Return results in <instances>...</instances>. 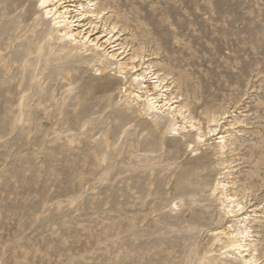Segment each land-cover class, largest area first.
<instances>
[{
    "label": "rangeland",
    "instance_id": "374dc122",
    "mask_svg": "<svg viewBox=\"0 0 264 264\" xmlns=\"http://www.w3.org/2000/svg\"><path fill=\"white\" fill-rule=\"evenodd\" d=\"M95 1L72 43L37 0H0V264H264V0ZM111 26L181 115L114 64L103 87L85 49Z\"/></svg>",
    "mask_w": 264,
    "mask_h": 264
},
{
    "label": "bare ground",
    "instance_id": "6f19581e",
    "mask_svg": "<svg viewBox=\"0 0 264 264\" xmlns=\"http://www.w3.org/2000/svg\"><path fill=\"white\" fill-rule=\"evenodd\" d=\"M90 5H95L94 9H90L88 3H84V0H37L36 7H42L45 10L47 17H53V23L56 27V31L61 38L70 39V42L80 43L79 35L81 34V30H76L74 25H79L78 21H81V17L88 15H95L97 16L102 12L104 6L97 5L95 0H88ZM85 6V8H84ZM88 7V8H87ZM74 17H76L74 19ZM74 22H77L74 24ZM92 24L93 22H86L81 23L79 26H83L85 24ZM113 26L109 28L107 34L100 33V30L95 31L94 33L96 36L92 38L90 41L94 47H88L85 49L90 50L94 57H96L98 61V70L101 77V83L103 87L111 89L117 85L121 84L120 78L116 76H110L108 74L107 68L112 64L115 65L114 73H124L125 70H129L132 72L130 74L131 80H135L137 82L138 90L135 92L132 90H127V94L130 96L136 97L139 101L147 102V105L150 108L161 110L165 107L164 111L167 113L175 111L177 114H182L183 105L177 104L174 106L172 96L166 95L164 85H162L163 78H161L158 74L151 72L150 65L146 64L147 66L142 69L143 63L136 64L134 63V56H130L124 58L119 55L124 53L123 51H119L120 46L118 47L119 43L116 42V38H114L113 34H111ZM91 30H88L86 33V37ZM106 31L103 30V32ZM108 35V36H107ZM83 37V34L80 36ZM105 37V38H104ZM104 38V39H102ZM90 39V37H89ZM83 44V43H82ZM84 45V44H83ZM89 52V53H91ZM118 58V59H117ZM108 59H116L115 63H108ZM124 59L123 61H120ZM141 70V71H140ZM169 96V97H168ZM172 98V99H171ZM172 108V111L169 109ZM183 125L184 123H188L190 128H195L194 124L190 118L183 117ZM213 121H216L215 119ZM214 131V129H210V131ZM206 134L198 135V138L203 137ZM219 139L223 138V135L217 136ZM216 187H220L221 189L225 190L227 188V184L225 182H216ZM221 195L225 198V200L236 202V206L238 210H241V203L237 199H235V193L229 194L223 191ZM237 210V211H238ZM232 210L231 212H233ZM238 222V221H236ZM241 222V221H240ZM233 224L228 225V227H224L223 229L219 230V234L225 235L227 238H233L232 245L237 252L241 253V249L247 250L246 248L250 247L249 242L246 241V236H248V228L240 227L239 225L233 227ZM245 258V257H244ZM243 258V259H244ZM248 261L252 260V257L247 259Z\"/></svg>",
    "mask_w": 264,
    "mask_h": 264
}]
</instances>
